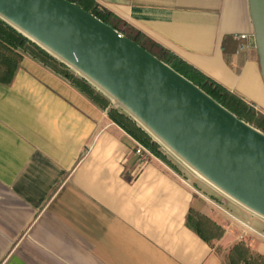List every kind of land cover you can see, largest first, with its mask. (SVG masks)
Wrapping results in <instances>:
<instances>
[{
  "label": "crops",
  "instance_id": "1",
  "mask_svg": "<svg viewBox=\"0 0 264 264\" xmlns=\"http://www.w3.org/2000/svg\"><path fill=\"white\" fill-rule=\"evenodd\" d=\"M94 1L264 114L249 0ZM135 140L25 55L0 83V264H230L224 254L242 239L264 257L263 218L254 229L164 161L142 164ZM232 219L252 232L236 236Z\"/></svg>",
  "mask_w": 264,
  "mask_h": 264
},
{
  "label": "water",
  "instance_id": "2",
  "mask_svg": "<svg viewBox=\"0 0 264 264\" xmlns=\"http://www.w3.org/2000/svg\"><path fill=\"white\" fill-rule=\"evenodd\" d=\"M264 75V0H249ZM0 19L105 94L208 184L264 219V131L69 0H0Z\"/></svg>",
  "mask_w": 264,
  "mask_h": 264
},
{
  "label": "trees",
  "instance_id": "3",
  "mask_svg": "<svg viewBox=\"0 0 264 264\" xmlns=\"http://www.w3.org/2000/svg\"><path fill=\"white\" fill-rule=\"evenodd\" d=\"M69 1L79 4L85 10L93 13L105 23L111 25L125 36L134 40L150 53L154 54L172 66L176 71L200 86L205 92L224 107L235 113L239 118L264 131V114L255 110L224 85L186 62L170 49L154 41L142 31L131 26L110 10L103 8L94 0ZM228 39L231 38L227 37L225 42H227ZM240 44L241 42H239L238 45ZM25 55L50 67L56 73L69 80L100 107L108 109L109 116L117 124L142 143L152 154L167 163L170 167H174L166 158L165 154H163L161 145L122 109L114 107L112 101L105 94L97 90L91 83L81 76L71 73L70 68L65 64L61 63L51 54L0 19V83L10 84L13 81L15 73ZM55 63H58V65ZM188 224L194 231L205 238V234L207 233L206 225L202 223L201 220H193L190 215L188 217ZM214 228L220 230V227L216 224H214ZM229 259L230 264H264L263 256L259 254H250V251L240 243L232 247Z\"/></svg>",
  "mask_w": 264,
  "mask_h": 264
},
{
  "label": "rangeland",
  "instance_id": "4",
  "mask_svg": "<svg viewBox=\"0 0 264 264\" xmlns=\"http://www.w3.org/2000/svg\"><path fill=\"white\" fill-rule=\"evenodd\" d=\"M55 64L58 65V63H55ZM70 72L73 74H77L72 69H70ZM112 105L116 108L121 109L120 107L115 106L113 103H112ZM160 145H161V150H162L163 154H165L166 158L174 166L173 168L176 169L178 171V173L181 174V176L185 177L188 180L190 179L191 181H194V182H197L198 184H201L206 190L209 191L208 194L213 193L216 196V200L219 203H226V204H223L224 207H227L230 211H232V213L236 216V218L238 217V220L240 219L241 221L245 222L247 225H249V226L251 225V227L254 229L260 228L261 226H263V224H262L263 221L259 222L258 220H260V219L256 215H253V213H250V211L243 208L242 206H240L239 204H237L236 202H234L233 200L228 198L226 195H224L223 193H221L220 191L215 189L213 186L208 184L204 179H202L192 169H190L185 163H183L178 157H176L172 152H170L165 146H163L162 144H160ZM148 161H155V162L159 163V161H162V160H160L157 156L154 155L152 157L150 156ZM165 165L169 166L167 163ZM244 214L250 216L251 221L257 220L258 222L248 224L246 222ZM232 221L234 222L232 229L235 232L234 234L236 236H246V233H245L246 231L252 232L248 228V226L241 224L239 221H235L234 219H232ZM216 234H219V232H217ZM238 243L243 244V246L250 251V254L253 253L251 250V245L249 244V241H247L246 239H242L241 241H238ZM232 246H235V245H232ZM232 246L230 247V250L232 249ZM229 254L230 253H225L224 255L226 256V259L230 261Z\"/></svg>",
  "mask_w": 264,
  "mask_h": 264
},
{
  "label": "built area",
  "instance_id": "5",
  "mask_svg": "<svg viewBox=\"0 0 264 264\" xmlns=\"http://www.w3.org/2000/svg\"><path fill=\"white\" fill-rule=\"evenodd\" d=\"M240 40H243L244 42L240 44L239 49L240 50H245L250 46V36L248 34H241L238 36ZM137 149L136 152L139 155L141 159L142 164H146L148 162L149 157L154 156L142 143H140L138 140H135Z\"/></svg>",
  "mask_w": 264,
  "mask_h": 264
}]
</instances>
